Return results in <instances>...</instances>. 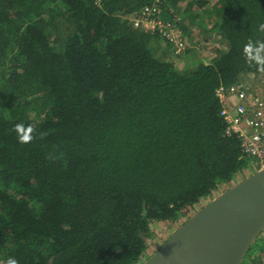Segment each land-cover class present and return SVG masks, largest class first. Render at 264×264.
I'll list each match as a JSON object with an SVG mask.
<instances>
[{
    "label": "trees",
    "instance_id": "trees-1",
    "mask_svg": "<svg viewBox=\"0 0 264 264\" xmlns=\"http://www.w3.org/2000/svg\"><path fill=\"white\" fill-rule=\"evenodd\" d=\"M165 1L171 20L182 0ZM147 3L0 0V264H140L154 222L256 171L216 92L261 72L242 53L264 0H216L229 47L185 70L132 26ZM18 123L47 135L20 144Z\"/></svg>",
    "mask_w": 264,
    "mask_h": 264
},
{
    "label": "water",
    "instance_id": "water-1",
    "mask_svg": "<svg viewBox=\"0 0 264 264\" xmlns=\"http://www.w3.org/2000/svg\"><path fill=\"white\" fill-rule=\"evenodd\" d=\"M264 232V169L198 211L146 264H243Z\"/></svg>",
    "mask_w": 264,
    "mask_h": 264
},
{
    "label": "built area",
    "instance_id": "built-area-1",
    "mask_svg": "<svg viewBox=\"0 0 264 264\" xmlns=\"http://www.w3.org/2000/svg\"><path fill=\"white\" fill-rule=\"evenodd\" d=\"M165 0H148L147 5L135 13L130 21L136 29L150 32L174 46L176 57H182L189 48V42L181 25L183 19L170 9L171 20L160 18L161 6ZM249 82L240 81L218 88L216 94L221 104V116L226 124V134L235 136L241 142L246 156L252 159L253 169H264V89L253 90Z\"/></svg>",
    "mask_w": 264,
    "mask_h": 264
},
{
    "label": "rangeland",
    "instance_id": "rangeland-1",
    "mask_svg": "<svg viewBox=\"0 0 264 264\" xmlns=\"http://www.w3.org/2000/svg\"><path fill=\"white\" fill-rule=\"evenodd\" d=\"M197 1H201V0H182L179 7L174 8V9L181 15L183 20H185V17L187 19H188V17H190V18L192 17L194 20H196V16H195L194 12L199 11V9H197L194 5H193L194 7H189V4L191 2H194V4H195V3H197ZM202 1L209 3V4L208 5L204 4L202 6V8L204 7V9L201 8L200 9V10H202L201 13L197 14V15H201L204 12V14L202 15L203 17H201L200 20H203V18L208 19V22H205V20H203V22L206 23V27L202 26V28L207 32V35L210 37V39L204 40V41H199V43L197 42V44H195V46L197 47L198 52H196V53H195V51H192V49H191L192 44H191L190 40L188 39L189 48L185 52V54L183 55L186 57V53H189L192 51L191 53H189L192 55H188L187 58L192 60V62H194L195 65L197 63L201 62V60H202L201 58H204V63H210L213 60V57L210 58V56L213 55V53L215 52L214 48L219 49L218 52L216 53V56H218L226 50V46H227L225 38L221 37L220 34L215 37V33L217 34L216 26L219 22V17L216 14V8H217L215 5L216 0H210V1L202 0ZM187 8H188V11H190V13L185 15L184 10H186ZM182 25H183V23H182ZM182 25H181V30H182ZM202 34L204 35V33H202ZM211 35H212V37H211ZM215 40H216V42H215ZM165 43L167 44V48L169 50V53L172 54V56H175L174 46L171 44H168L167 42H165ZM228 47L229 46H227V48ZM213 50H214V52H213ZM203 51H207V53L204 54ZM152 53L157 59H160V60L164 59L163 57L156 55L153 49H152ZM190 66H191V63H189V65H188L189 69H191ZM194 66H192V67H194ZM254 83H255V86L252 87L253 90H256V91L263 90L264 89V75H262L258 81H254ZM252 172H257V171H253L251 169L246 170L241 175H239L234 180V182L231 183V185L228 184V185L221 186V188L216 193H214L210 198L202 200L200 202V204L198 206H196L195 208L189 209V210L185 211L184 213H182L181 217L178 219V222H171V221L154 222L152 224L153 236L151 238L147 239L148 249H147L145 255L143 256L140 264H145L169 240V238L175 232H177L188 220H190L198 211H200L202 208L207 206L215 198H217L222 193L229 190L231 187L235 186L236 184H238L241 181L245 180L246 178L250 177L252 175ZM259 238L262 240V242H264V232L261 234V236ZM243 264H264V252H260L256 248L253 251V253L250 255V257L245 259Z\"/></svg>",
    "mask_w": 264,
    "mask_h": 264
},
{
    "label": "crops",
    "instance_id": "crops-1",
    "mask_svg": "<svg viewBox=\"0 0 264 264\" xmlns=\"http://www.w3.org/2000/svg\"><path fill=\"white\" fill-rule=\"evenodd\" d=\"M201 11L202 10L194 12V14L196 16V20H194L192 17L191 18L188 17V19L185 17V20H183V25H182L183 34L185 35V38H187V40L188 39L190 40V42L192 44L191 49H192V51H195V53L198 52L197 47L195 46V44H197V42L199 43V41H204V40L210 39V37L207 35V32L202 28V26L206 27V23H204L203 20H205V22H208V19L203 18V20H200V18L203 17L202 15L204 14V12L201 15H197V14H200ZM188 13H190V11ZM202 33H204V35ZM217 35H219L218 32H217V34L215 33V37ZM211 37H212V35H211ZM215 42H216V40H215ZM227 46H226V50H227ZM152 48L158 56L163 57L165 61H170V62L174 63L175 66L180 70L189 69L188 68L189 63H191L190 68H193L192 66L195 65L194 62H192V60L187 58L188 55H192V54H189L192 51L189 53H186V57L185 56H182V57L172 56V54L169 53V50L167 48V44L161 39H159L158 41L155 40L152 44ZM214 50H215V52H214ZM214 50H213V52H214L213 55L210 56V58L213 57V59L217 57L216 53L218 52L219 49L214 48ZM203 53L206 54L207 51H203ZM201 59H202L201 62H204V58H201ZM262 75H264V72L249 73V74L243 76L242 78L244 80H246L247 82H249L251 86L252 85L255 86L254 81H258Z\"/></svg>",
    "mask_w": 264,
    "mask_h": 264
},
{
    "label": "clouds",
    "instance_id": "clouds-1",
    "mask_svg": "<svg viewBox=\"0 0 264 264\" xmlns=\"http://www.w3.org/2000/svg\"><path fill=\"white\" fill-rule=\"evenodd\" d=\"M258 31L264 33V23L258 26ZM242 54L249 67L255 66L257 71L264 72V40L250 39L244 45ZM13 131L16 133L20 144H29L37 138L42 140L47 135L44 132L37 133L32 125H25L24 123L16 124ZM6 264H18V261L14 257H9Z\"/></svg>",
    "mask_w": 264,
    "mask_h": 264
}]
</instances>
